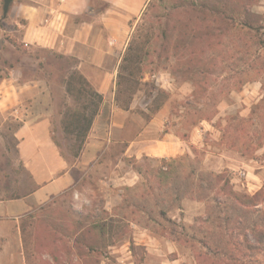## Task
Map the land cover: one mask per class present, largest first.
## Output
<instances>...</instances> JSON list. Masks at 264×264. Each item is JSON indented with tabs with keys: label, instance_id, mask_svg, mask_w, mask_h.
<instances>
[{
	"label": "rangeland",
	"instance_id": "374dc122",
	"mask_svg": "<svg viewBox=\"0 0 264 264\" xmlns=\"http://www.w3.org/2000/svg\"><path fill=\"white\" fill-rule=\"evenodd\" d=\"M242 1L228 0L227 15ZM152 3V13L142 22L148 29L140 32L148 33L150 42L142 53V80L129 103L124 136L133 138L159 107L165 112L163 134L179 138L183 151L135 159L122 157L120 146H109L99 161L84 166L67 191L25 215L0 218V264H262L251 253L232 261L239 257L233 250L235 236L240 234L237 241L245 247L250 225L260 215L235 209L218 192L222 182L214 181L221 175L236 193L248 195L264 184L261 40L209 12H190L185 1ZM2 7L0 0V85L11 78L48 82L51 135L61 155L73 163L85 140L78 136L87 127L81 116L89 118L99 100L86 97L95 92L78 79L83 75L75 58L27 48L20 40L22 21L14 20L10 5L3 16ZM247 9L258 17L255 25L264 26V0ZM166 22L173 29L164 44ZM117 94L115 104L122 105L127 97ZM23 121L19 113L0 115V201L16 200L39 187L17 160L14 132ZM152 131L154 138L161 136ZM102 223L111 228L104 241L87 235L84 243L97 251L84 248L79 256L76 245L83 230Z\"/></svg>",
	"mask_w": 264,
	"mask_h": 264
},
{
	"label": "crops",
	"instance_id": "0c3cea01",
	"mask_svg": "<svg viewBox=\"0 0 264 264\" xmlns=\"http://www.w3.org/2000/svg\"><path fill=\"white\" fill-rule=\"evenodd\" d=\"M148 1H11V16L23 21L21 42L29 49L75 58L85 83L100 98L82 149L71 163L61 155L51 135L48 82L42 78L27 81L11 78L0 85V115L19 113L25 118L14 132L17 160L32 184L39 182L34 192H25L16 200L0 201V218L25 215L36 204L67 191L78 181L84 166L99 161L109 146H120L122 157L135 159L168 158L183 151L185 145L179 138L163 134L162 109L133 138H126L124 132L132 108L122 110L115 104L113 72L118 70L128 35ZM153 128L161 136L154 138ZM40 192L43 194L37 195ZM15 203L20 206L14 207Z\"/></svg>",
	"mask_w": 264,
	"mask_h": 264
},
{
	"label": "trees",
	"instance_id": "16d2710c",
	"mask_svg": "<svg viewBox=\"0 0 264 264\" xmlns=\"http://www.w3.org/2000/svg\"><path fill=\"white\" fill-rule=\"evenodd\" d=\"M152 1L153 0H150L147 3L145 10L140 18L141 23H137L134 27L130 40L127 44V47L123 53L120 64L118 66L117 79L115 83L117 91L115 94L117 96V93L121 91L125 93L127 97L125 103H123L122 105L117 104L118 108L122 110H128L129 103L132 100L134 94L138 91V88L141 84L143 74V70L140 69V66L142 64V53L143 50H145L146 45H148L150 42V35L148 33L147 35L146 33L145 35H141L140 32L142 31V29H148V27H145L142 22L149 13H152L154 9V3H152ZM181 1H185L184 7L190 12H194L196 10H200L201 12L206 11L209 12L214 18H217L222 22L227 23L230 21L232 24L239 25L244 30L253 32L254 37L258 38V43L259 40H261V44H259L260 48L264 49V38L263 40L260 39L261 36H264L262 33V31H264V26L262 25V23L255 25V21L258 19V17L247 9L249 6L253 5L257 0H243L241 4L236 3V8L232 9V13H230L232 15H227L226 13V10L228 8V0H214L215 4L213 3L214 5L211 4L210 6L207 5L210 0ZM218 3H220V5ZM172 29L173 28H170L168 22H166L162 27L161 37L163 38L164 44L168 43L169 33ZM77 77L82 82H85L81 75H77ZM122 86L124 87L123 90ZM69 87L70 83L67 82L66 89H68ZM116 96L115 102L118 101ZM86 97H95L97 100L100 98L96 93L92 92H89ZM156 108L157 110H159V107ZM96 112L97 108L93 104L91 116L89 118L87 117V119H84L85 116H81V119L85 120V122L87 123V127L82 133H78V136L80 137V142H82L86 138V133L91 126L92 120L96 115ZM214 181L216 183L222 182L221 189H219L218 192L221 193L224 196L225 200L229 201V203H231L235 209H237L238 211H248L260 215L259 217H257V220L252 221L250 225L251 233L249 235V238L246 236L247 240H245V247L241 244V242L237 241L239 240L240 234H237L235 236L236 242L234 241L235 243H233V250L235 253H237V255H239V257L238 259L233 258L232 261L239 262L240 258H242L240 260L242 261L245 258L252 256L248 255V253H251L259 256L261 258L260 263L264 264V184L254 194L248 195L236 193L230 185V179H225L221 175L214 176ZM110 230V225H107L106 223H102L100 225L95 224L84 229L83 237L81 238V244L76 245L78 248V255L82 256V254H84V248L87 249L88 253L97 251V247L84 243L87 240V235H96L97 238L103 240Z\"/></svg>",
	"mask_w": 264,
	"mask_h": 264
},
{
	"label": "water",
	"instance_id": "95a60500",
	"mask_svg": "<svg viewBox=\"0 0 264 264\" xmlns=\"http://www.w3.org/2000/svg\"><path fill=\"white\" fill-rule=\"evenodd\" d=\"M12 0H3L2 15L5 16L8 12L9 5Z\"/></svg>",
	"mask_w": 264,
	"mask_h": 264
}]
</instances>
